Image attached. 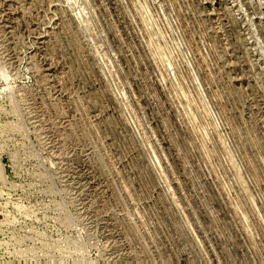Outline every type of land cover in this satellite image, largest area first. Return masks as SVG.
Returning a JSON list of instances; mask_svg holds the SVG:
<instances>
[{"label":"rangeland","instance_id":"374dc122","mask_svg":"<svg viewBox=\"0 0 264 264\" xmlns=\"http://www.w3.org/2000/svg\"><path fill=\"white\" fill-rule=\"evenodd\" d=\"M0 264H264V0H0Z\"/></svg>","mask_w":264,"mask_h":264}]
</instances>
